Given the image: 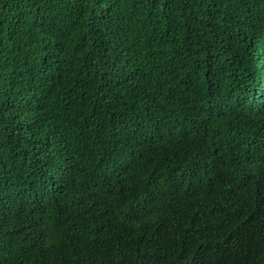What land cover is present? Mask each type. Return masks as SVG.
I'll use <instances>...</instances> for the list:
<instances>
[{
  "label": "trees",
  "instance_id": "16d2710c",
  "mask_svg": "<svg viewBox=\"0 0 264 264\" xmlns=\"http://www.w3.org/2000/svg\"><path fill=\"white\" fill-rule=\"evenodd\" d=\"M0 264H264V0H0Z\"/></svg>",
  "mask_w": 264,
  "mask_h": 264
}]
</instances>
